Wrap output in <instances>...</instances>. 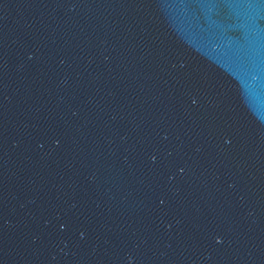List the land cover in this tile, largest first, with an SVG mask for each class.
Listing matches in <instances>:
<instances>
[{
  "label": "water",
  "instance_id": "1",
  "mask_svg": "<svg viewBox=\"0 0 264 264\" xmlns=\"http://www.w3.org/2000/svg\"><path fill=\"white\" fill-rule=\"evenodd\" d=\"M0 264H264V0H0Z\"/></svg>",
  "mask_w": 264,
  "mask_h": 264
}]
</instances>
